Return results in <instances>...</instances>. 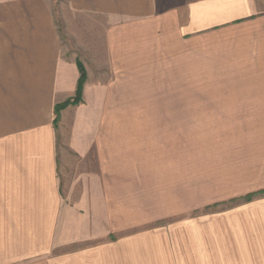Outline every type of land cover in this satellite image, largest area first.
Segmentation results:
<instances>
[{
  "label": "crops",
  "instance_id": "obj_1",
  "mask_svg": "<svg viewBox=\"0 0 264 264\" xmlns=\"http://www.w3.org/2000/svg\"><path fill=\"white\" fill-rule=\"evenodd\" d=\"M187 209L213 256L264 248V0H0V264H156Z\"/></svg>",
  "mask_w": 264,
  "mask_h": 264
},
{
  "label": "rangeland",
  "instance_id": "obj_2",
  "mask_svg": "<svg viewBox=\"0 0 264 264\" xmlns=\"http://www.w3.org/2000/svg\"><path fill=\"white\" fill-rule=\"evenodd\" d=\"M65 43L66 39L64 38L63 44ZM70 50L78 53L76 49ZM139 77V103L167 104L178 102L179 75H139ZM76 98L75 90L72 97L56 104L53 118L54 124H58L61 111L64 108L69 105H78L82 102V91L79 99L73 102ZM129 99L130 97L124 95V102H131ZM66 102L69 103L65 104ZM195 215L194 209H187V211L181 215L170 216L162 221H156L148 225V227L152 228L165 224L163 228L156 230L161 231L162 234L164 233L165 237L163 240L164 248H159L160 253L156 255V264H264V248L259 249L257 246H253V241H246L251 244L242 251L244 255L241 254V251L229 250L228 252L232 254L230 256H213L210 248V240H200L197 236L199 234H197L195 230ZM144 227H140V229ZM230 243L234 245V247H237V241L231 240ZM199 244L203 246L199 247ZM198 253H203L204 255L198 257V255H195ZM196 259H202V261L195 262Z\"/></svg>",
  "mask_w": 264,
  "mask_h": 264
},
{
  "label": "trees",
  "instance_id": "obj_3",
  "mask_svg": "<svg viewBox=\"0 0 264 264\" xmlns=\"http://www.w3.org/2000/svg\"><path fill=\"white\" fill-rule=\"evenodd\" d=\"M77 65H78V70H79L80 76H79L77 89H76V97L77 98L74 99L73 102H76L79 99V97L81 96L82 87H83V84H84V81L86 78L85 70H84V67L81 64V62L77 61ZM68 103L69 102H66L65 104H68ZM61 106H63V105H61Z\"/></svg>",
  "mask_w": 264,
  "mask_h": 264
}]
</instances>
